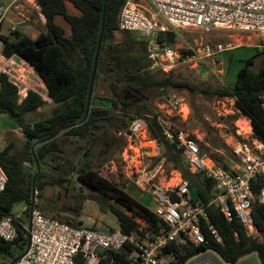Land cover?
I'll return each instance as SVG.
<instances>
[{
  "label": "trees",
  "instance_id": "obj_1",
  "mask_svg": "<svg viewBox=\"0 0 264 264\" xmlns=\"http://www.w3.org/2000/svg\"><path fill=\"white\" fill-rule=\"evenodd\" d=\"M66 1L70 2L79 14L69 13ZM126 1L107 0L92 92L105 85L109 94L102 97L101 103L109 102L108 107L114 113L123 117L128 115L129 121L137 115H144L148 134L157 142L161 157L170 161L173 168L189 181L191 193L207 203L215 194L214 182L203 173L188 168L181 149L177 148L174 140L165 137L162 124L158 120L159 114L146 100H143L136 109L130 110L128 99H124L125 93L128 89L146 94L159 89L160 94H164L168 88H174L219 98H232L238 113L248 119L253 137L264 142V63L253 70L251 66L254 63V56L246 59L238 69L232 86H194L188 81L172 76L155 77L140 68L141 62L146 60L148 54L145 38L142 37L143 40L138 41L132 37L135 32L118 28V14ZM103 2L104 0H36L46 20L45 32H40L35 39L17 30L11 31L7 36L0 34L3 54L17 56L32 66L47 88V97L56 105L47 117L26 123L24 115L45 105L46 100L33 90H28L26 96L22 98L17 87L6 75L0 74V114L4 113L13 118L20 127L24 139L19 149L10 142L0 150V167L7 175L5 189L0 192V218L15 214L13 208L19 202L31 204L32 186L42 203L43 190L47 184L71 176L76 172L74 168L83 165L87 157L92 161L89 152L84 155L79 150L89 148L99 136L91 128L96 126L93 124L94 118L87 117L82 123L73 124L79 122L85 112L92 66L101 31ZM57 15L62 16L69 24L68 35L55 21ZM117 37L120 38L117 40ZM174 39V30H167L164 35L158 37L160 43L167 45H173ZM138 42L141 43L140 48L137 46ZM113 45L118 47L115 48L114 54H111ZM93 97L94 95H91L90 104ZM129 121L125 122L122 128L125 131L128 129ZM64 127L66 128L54 137L33 148L40 170L32 185V177L36 172L31 152L33 143L52 136ZM210 156L228 168L226 158L216 154ZM89 161L84 165V169L76 172L77 181L100 194V199L95 198L100 209L110 210L122 231L129 232L137 226L136 215L144 220L148 229L155 230L159 226L161 220L148 206L121 187L100 177L93 163ZM109 200H113L114 204L109 203ZM36 207L41 208L42 205L36 204ZM207 211L210 221L221 236V241H216L205 230L206 242L199 246L186 247L183 251L176 250L177 260L170 264H183L190 257L205 250L215 251L227 263H234L240 257L256 252L260 263L264 264V240L258 237L259 234L264 237V202L255 204L252 208L257 234L247 233L238 218L227 219L216 206L209 207ZM27 214L23 211L22 218L25 219ZM62 221L73 225L81 223ZM27 239L19 225L14 240L4 241L0 238V264H9L11 260L21 256L26 249Z\"/></svg>",
  "mask_w": 264,
  "mask_h": 264
},
{
  "label": "built area",
  "instance_id": "obj_2",
  "mask_svg": "<svg viewBox=\"0 0 264 264\" xmlns=\"http://www.w3.org/2000/svg\"><path fill=\"white\" fill-rule=\"evenodd\" d=\"M2 1L0 26L9 7ZM24 23V19L14 23L11 31ZM117 25L120 30L145 38L147 57L152 62L190 63L233 50L235 45L231 41H215L202 44L198 50L177 52L173 45L160 43L159 35L170 28H193L204 32L225 30L264 36V0H127L118 14ZM2 46L0 40V74L6 75L22 98L28 90L43 97L40 88L32 86L35 84L32 81L34 68L23 60L15 61L14 55L5 56ZM160 108L164 112L158 115V120L165 137L176 142L190 170L201 172L214 182L213 198L202 202L191 193L190 183L183 177L165 188L146 182L147 193L156 204L151 210L161 223L152 230L143 219H136L137 226L124 232L96 218L88 217L87 223L73 225L46 215L36 207L35 190L31 204L22 210L28 213L25 219L19 213L0 218V238L4 241L15 239L17 225L30 240L14 264H170L177 260L176 250L183 251L206 242L205 230L216 241H221L208 217L207 210L212 206L218 207L227 219L238 218L247 233H258L252 208L264 202V142L253 137L249 121L245 118L248 121L246 132L237 130L232 135L231 158L227 159L228 168H225L200 147L193 133L172 127V117L187 119L188 103L178 95H170L162 100ZM141 132L149 138L145 118L135 117L125 134L132 139ZM155 147L160 150L157 143ZM6 183L7 175L0 167V192Z\"/></svg>",
  "mask_w": 264,
  "mask_h": 264
},
{
  "label": "rangeland",
  "instance_id": "obj_3",
  "mask_svg": "<svg viewBox=\"0 0 264 264\" xmlns=\"http://www.w3.org/2000/svg\"><path fill=\"white\" fill-rule=\"evenodd\" d=\"M2 3H5V1L3 0ZM59 20V24H68L61 17ZM169 30H174L175 32L173 46L177 52L186 49L198 50L202 44L215 41H231L235 48L220 54L202 57L200 60L190 63L152 62L147 57L144 62H141L140 68L152 73L155 77L172 76L188 81L194 86H232L238 69L246 59L254 56V63L251 66L253 70L258 69L264 63V36L225 30H214L211 32L193 28H170ZM132 37L138 41L143 40L142 36L137 33L132 34ZM119 38L117 37L116 39L118 40ZM137 46L140 48L141 43L138 42ZM117 47L118 45H113L110 53L114 54V50ZM32 86L39 90L38 85L32 84ZM22 91L23 89H21ZM128 91L131 92L130 89ZM108 94L105 85L96 88L92 92L94 97L90 107H108L109 102H102L104 105L100 102L102 97H106ZM143 94L147 96L146 102L159 115L164 112L160 105L167 96L178 95L188 103L190 114L187 119L172 117L171 125L173 128H185L193 133L199 141L200 147L210 154L223 156L226 159L231 158L230 142L232 135L237 130L240 132L248 130V119L246 120V117L238 113L233 105L234 101L232 98H219L191 92L186 89L174 88H168L164 94H160L159 89ZM43 97L46 99V94L43 93ZM55 108L56 105L54 103H46L36 111L26 113L24 120L26 123H33L47 117ZM139 116L143 117L144 115L135 117ZM233 116H235L234 119ZM130 124L131 120L127 128H129ZM95 128L97 127H93L94 131ZM104 130H106L108 135V146L100 145L103 132H97L99 137L96 139L95 146L103 151L97 152L92 149L91 151L93 152H89L94 169L97 170L100 177L116 184L150 209H154L156 204L147 193L146 182L151 186L165 188L176 184L179 178L182 177L181 173L173 168L170 161L158 154L161 151L155 147L157 142L150 136L146 138L141 132L137 137L130 139L126 136L125 130L121 132L115 131L114 128ZM10 142H13L19 149L24 142L22 131L13 118L2 113L0 114V150ZM86 150H89V148L80 149L79 152L85 153ZM77 166L81 167V165ZM76 172L68 176L71 178L69 185L65 183L59 185L56 182L47 184L43 190L42 203L40 201L41 198L37 197L36 199V204L38 206L42 205L39 209L46 215L61 220L87 223L88 217H91L96 218V220L108 227L117 228L118 223L115 215L108 209H100L95 199H100V194L79 183ZM64 187L67 188L66 192ZM108 202L114 204L113 200ZM24 206L23 202L17 203L13 208V212L22 214ZM128 213L132 214L130 211ZM135 217L136 219H142L138 215ZM258 237L260 240H264L263 235L259 234ZM235 263L260 264V261L257 253L251 252L239 258ZM183 264L232 263H227L213 250H205L190 257Z\"/></svg>",
  "mask_w": 264,
  "mask_h": 264
},
{
  "label": "crops",
  "instance_id": "obj_4",
  "mask_svg": "<svg viewBox=\"0 0 264 264\" xmlns=\"http://www.w3.org/2000/svg\"><path fill=\"white\" fill-rule=\"evenodd\" d=\"M4 1L5 3L2 4L8 5L9 7L6 12L5 19L0 26L1 35L4 36L10 35L11 26L21 19H24L25 23L17 26L16 30L31 39H35L40 32L46 31V26H45L46 20L44 15L40 11V6L37 5L36 0H4ZM72 6L73 5L70 2L66 1V7L68 12L75 15L79 14V11L74 6H73L74 8ZM60 17L63 18L60 15H57L55 17V21L57 23L60 22L59 20ZM60 25L65 29V34L68 35L70 33L69 24L60 23ZM13 58L17 62L23 60L17 56H13ZM33 71L35 73V76L32 77V81L39 86L40 90L43 93H45L47 97V88L44 82L39 78V76L36 74L34 69ZM43 98L45 99V97ZM45 100L46 103H52L48 97ZM232 264H236V263L234 262Z\"/></svg>",
  "mask_w": 264,
  "mask_h": 264
},
{
  "label": "flooded vegetation",
  "instance_id": "obj_5",
  "mask_svg": "<svg viewBox=\"0 0 264 264\" xmlns=\"http://www.w3.org/2000/svg\"><path fill=\"white\" fill-rule=\"evenodd\" d=\"M130 90H131V92L127 91L125 93V96H127L130 110H134L143 100H147V96H145L143 93H141L138 90H133V89H130ZM94 110H99V111L108 110V114L106 116H99V117H95L94 118V123L93 124L96 125L95 127H97V128H95V131L92 129L95 133L103 132V134L101 135L102 136V141H101L100 145L108 146V140H107L108 135H107L106 130H104V129L114 128V130L118 131V132H121L122 130H125V129H122V128H123L125 122L129 121V116L126 115L125 117H123V115H121V114L114 113L111 110L110 107H103V106L102 107H100V106H92V107H90V112H92ZM123 118H124V121H122ZM95 143H96V141H93L90 144L89 150H86L84 155H86V153L90 152L92 149L94 151H97V152H102L103 151V150L101 151V149H99V148H96ZM91 152H93V151H91ZM90 156H91V154H90ZM88 161H89V158L87 157V160L83 161V163H82L83 165H81V167L77 166V167H79L78 169H77V167H75L74 170L78 171V170L84 169V165ZM89 162H92V161H89ZM65 178H69V177H65ZM65 188L66 187H64V190H65Z\"/></svg>",
  "mask_w": 264,
  "mask_h": 264
},
{
  "label": "water",
  "instance_id": "obj_6",
  "mask_svg": "<svg viewBox=\"0 0 264 264\" xmlns=\"http://www.w3.org/2000/svg\"><path fill=\"white\" fill-rule=\"evenodd\" d=\"M106 4H107V0H104L103 7H102L101 31H100V35H99V38H98L97 47H96V51H95V57H94L93 66H92V73H91L90 84H89V89H88V94H87V99H86L85 112H84L83 118L79 122H77L76 124H73V125H78V124L82 123L87 117H93V118H95V117H99V116H106L108 114V110H102V111L94 110V111L90 112V99H91V95H92L94 77H95L96 67H97V63H98V55H99L100 47H101ZM124 99H127V96H124ZM93 127H95V126H92L91 128L93 129ZM65 128L66 127L61 128L55 134H53L52 136H50L48 138H45L43 140H38V141H36V142L33 143L32 147H31V152H32L33 158L35 160L36 172H35V174L32 177V185L34 184V181H35V179H36V177H37V175L39 173V170H40L39 164H38L37 159L35 158V155H34V152H33V148L35 147V145H37V144H39V143H41L43 141H46L48 139H51L58 132H60L61 130L65 129ZM56 182L59 185H61L63 183H66L67 185H69L70 182H71V178H61V179H58ZM66 191H67V188H65V192ZM34 192H35V190H34V187L32 186V195H31V198L32 199H33V196H34ZM29 242H30V240L28 238L27 239L26 248L29 246ZM19 257L11 260L9 262V264H13L14 262H16L19 259Z\"/></svg>",
  "mask_w": 264,
  "mask_h": 264
}]
</instances>
